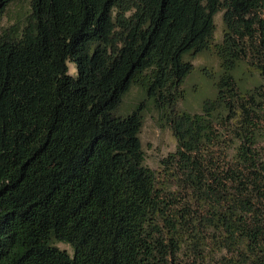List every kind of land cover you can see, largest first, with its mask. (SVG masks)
Segmentation results:
<instances>
[{
	"label": "trees",
	"instance_id": "obj_1",
	"mask_svg": "<svg viewBox=\"0 0 264 264\" xmlns=\"http://www.w3.org/2000/svg\"><path fill=\"white\" fill-rule=\"evenodd\" d=\"M205 51L216 94L189 113ZM149 106L176 143L159 171ZM0 264H264V0H28L0 28Z\"/></svg>",
	"mask_w": 264,
	"mask_h": 264
},
{
	"label": "rangeland",
	"instance_id": "obj_2",
	"mask_svg": "<svg viewBox=\"0 0 264 264\" xmlns=\"http://www.w3.org/2000/svg\"><path fill=\"white\" fill-rule=\"evenodd\" d=\"M28 8V0H17L10 6L0 23V28L6 27L15 22L19 12H25ZM214 39L213 43H219L222 38V20L221 14L214 17ZM185 60L193 65V71L187 76L183 83L184 99L180 102L181 109L189 113L200 111L202 102L207 98H213L216 89L212 79L207 77L210 74L213 77L219 75V61L213 52H202L195 57L187 56ZM68 73L75 75L74 65L67 63ZM249 72L246 70V74ZM260 82L257 73H249L246 81L241 84L244 89H250L255 83ZM142 99V94L137 87L133 86L124 96L120 107V113H128ZM140 141L145 154V165L154 171H159V162L162 158L175 150V140L167 127H162L156 113L149 106L143 116V125L140 131ZM60 250L66 251L72 255L71 248L63 243L54 244Z\"/></svg>",
	"mask_w": 264,
	"mask_h": 264
}]
</instances>
